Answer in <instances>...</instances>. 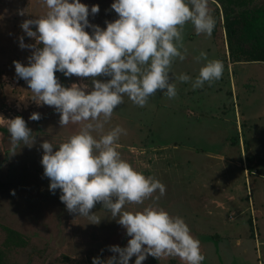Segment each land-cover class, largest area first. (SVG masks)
I'll use <instances>...</instances> for the list:
<instances>
[{
    "label": "rangeland",
    "instance_id": "rangeland-1",
    "mask_svg": "<svg viewBox=\"0 0 264 264\" xmlns=\"http://www.w3.org/2000/svg\"><path fill=\"white\" fill-rule=\"evenodd\" d=\"M114 2L80 0L89 11L92 5L99 6L88 20L101 29L118 19L111 8ZM232 3L236 10L254 9L263 6L264 0ZM209 7L216 20L212 35H198L191 24L186 25L188 53L183 61L173 62L171 82L181 73L192 80L198 76L207 62L194 59L201 51L208 60L223 62L221 79L195 90L191 81L177 82L174 99L158 90L144 107L124 96L105 132L116 126L126 130L118 141L121 158L166 186V194L155 206L183 218L200 241L205 257L201 264H264V60L231 55L222 3L209 0ZM46 12L43 0H0V117H22L36 139L33 146L22 144L11 154L7 126L0 125V264H92L94 257L106 260L118 255L109 246L123 248L130 239L102 203L91 210L101 217L99 224H92L67 211L59 199L60 189L49 191L40 145L49 141L55 151L79 126L61 127L60 114L31 99L28 83L16 75L14 66V61L29 66L32 55V49L19 46L20 38L26 45L36 43L20 25ZM31 27L36 31L35 25ZM85 31L91 35L93 30ZM55 75L64 87L86 83L91 88L89 78ZM109 78L96 79L106 82ZM34 112L41 114L39 121L29 119ZM151 203L150 199L144 205L127 204L124 210H142ZM5 227L21 233L25 243L4 245ZM135 259L129 264H135ZM142 264L184 262L178 257L148 256Z\"/></svg>",
    "mask_w": 264,
    "mask_h": 264
},
{
    "label": "clouds",
    "instance_id": "clouds-1",
    "mask_svg": "<svg viewBox=\"0 0 264 264\" xmlns=\"http://www.w3.org/2000/svg\"><path fill=\"white\" fill-rule=\"evenodd\" d=\"M43 3L47 7L45 15L26 19L20 25L36 43L26 45L20 38L19 46L32 49V55L29 66L14 61L15 73L28 83L32 100L55 108L61 127L79 126L55 151L49 141L40 145L49 191L60 189L59 199L67 211L92 224H99L101 217L91 210L102 203L130 237L126 247L109 246L108 250L118 255L106 260L94 257L92 264H129L133 256L135 264H142L148 256L178 257L184 264H201L205 257L200 241L191 235L183 218L155 206L166 194V186L121 158L118 141L127 134L125 129L116 126L105 132V126L124 96L144 107L158 90L174 99L177 82L191 81L195 90L221 79L223 62L208 60L207 53L201 51L194 59L207 62L198 76L192 80L181 73L175 77L176 82H171L173 62L183 61L188 53L184 46L186 25L191 24L198 35H212L216 20L209 0H115L111 8L118 19L106 22L105 29L88 20L90 14L99 12L98 5H92L89 11L80 0ZM86 28L93 30L91 35ZM56 72L65 77L89 78L91 88L86 83L64 87ZM101 76L110 78L106 82L96 79ZM29 119L39 121L41 114L34 112ZM5 124L11 154L22 144L31 147L36 143L22 117H0V125ZM157 192L159 195H154ZM150 199L152 203L142 210H124L127 204L144 205Z\"/></svg>",
    "mask_w": 264,
    "mask_h": 264
},
{
    "label": "trees",
    "instance_id": "trees-1",
    "mask_svg": "<svg viewBox=\"0 0 264 264\" xmlns=\"http://www.w3.org/2000/svg\"><path fill=\"white\" fill-rule=\"evenodd\" d=\"M223 9L224 29L231 55L248 60H264V5L254 9L236 10L232 0H220ZM4 245H23L21 233L5 227Z\"/></svg>",
    "mask_w": 264,
    "mask_h": 264
}]
</instances>
